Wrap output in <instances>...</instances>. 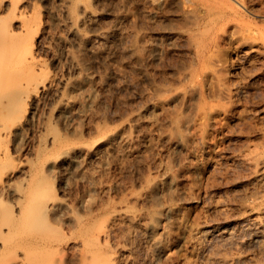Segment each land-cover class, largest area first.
Instances as JSON below:
<instances>
[{"label":"rangeland","instance_id":"rangeland-1","mask_svg":"<svg viewBox=\"0 0 264 264\" xmlns=\"http://www.w3.org/2000/svg\"><path fill=\"white\" fill-rule=\"evenodd\" d=\"M34 1L47 17L45 0ZM49 1L56 12L52 32L61 33L73 0ZM96 7L99 21L116 28L123 42L104 53L74 51L70 44L66 53L57 39L46 43L42 55L51 70L80 81L72 94L84 96L90 84L93 95L72 108L68 126L56 122V104L43 99L20 156L39 168L35 150L46 135L90 146L106 131L123 128L135 112L143 118L140 137L147 134L150 145L133 142L140 151L124 159L69 158L63 170L35 169L69 206L49 212L52 225L41 233L63 245L38 243L29 251L40 261L27 264H78L73 244L81 229L94 231L121 206L155 223L152 237L164 238L153 251L149 234L125 223L134 250L120 252L124 264L133 254L140 264L152 258L156 264H264V0H100ZM72 58L80 60V70H73ZM124 133L135 134V127ZM162 167L170 177L148 198ZM20 178L16 188L27 185ZM15 200L0 192V205L9 204L11 212L4 222L19 212ZM167 206L173 211L158 221ZM206 229L209 235L200 238ZM6 236L0 227V237ZM122 244L112 235L98 243L100 251ZM19 245H0V263L14 258Z\"/></svg>","mask_w":264,"mask_h":264},{"label":"bare ground","instance_id":"bare-ground-1","mask_svg":"<svg viewBox=\"0 0 264 264\" xmlns=\"http://www.w3.org/2000/svg\"><path fill=\"white\" fill-rule=\"evenodd\" d=\"M99 1L73 0L71 9L67 7L69 9L66 16L69 22L64 25L61 33H58L52 32L56 12L52 9L49 0L44 1L47 17L38 11V5L34 0H0V192L15 195L16 200L13 206L19 209L12 221L10 220L11 222H4L6 216L9 220L11 212L8 209L10 207L6 203L0 205L1 231L7 232L6 237H0V245L7 247L11 244L13 247L20 244L17 246L20 249L16 256L4 264H27L29 260L40 261L30 256L32 253L30 249L38 243H61L41 233L52 225L47 220L49 212L68 208L69 202L64 197L53 195L50 183L38 180L39 168L63 170L67 167L69 158L75 161L106 156L124 159L140 151L132 146L133 142H138L140 148L150 145L147 134L140 137L139 128L142 126L143 118L140 112H135L131 121L127 122L123 128L106 131L95 144L90 146L64 143L62 138L54 134L46 135L44 144H39V148L35 150L39 168H35L33 163V165L28 164L20 156L21 151L24 150L23 142L26 140L30 125L39 115L41 102L47 100L48 105L56 104L54 108L56 122L68 126L74 123L75 112L72 108L77 105L82 108L91 101L93 95L94 86L90 84L87 85L84 96L72 94L80 81L72 80L65 74L61 75L51 70L42 55L43 50L47 48L46 43L51 38L57 39L63 44L66 53L70 51L67 47L69 44L74 47V51L77 49L86 53L101 50L104 53L103 49L111 45L118 46L123 42L116 28L108 27L99 21L101 13L96 7ZM82 25H86L88 30L83 31ZM57 61L56 56L51 58L53 64L56 65ZM70 63L75 71L82 68L78 58H72ZM112 77L114 76L110 78ZM164 102L168 103L170 99ZM150 105L159 104L151 101ZM128 126L135 127L136 133L126 135L124 128ZM6 140L10 144L6 143ZM174 143L177 144L178 140H174ZM9 146L18 153L17 159L16 155L13 157L12 150L9 151ZM19 174L20 179L27 185L16 188L14 179ZM169 177L170 174L166 168L159 169L158 175L153 178L145 195L152 199L155 192L161 191V184L167 182ZM191 199L195 202L199 201L195 197ZM172 211L173 208L167 206L164 212L159 214L158 221L163 219L164 214H170ZM136 213L128 206H121L114 210L106 222L94 231L83 227L80 233L82 238L74 241L73 244V249L76 250L75 257L78 258L77 263L124 264L120 260V252L130 248L134 250L131 243L132 234L125 231V223L139 226L146 231L147 235L149 234L148 238L153 239L154 248L152 250L156 252L160 250L163 247L164 238L163 236L152 237L156 227L155 223L143 220L145 216ZM111 235L117 245L121 242L124 244L116 250L100 251L98 245L100 240ZM208 235L209 232L206 229L200 232L199 237L204 239ZM137 258L133 254L129 262L125 264H140ZM155 260L153 258L151 261L148 260L149 264H154ZM44 264L52 263L46 261Z\"/></svg>","mask_w":264,"mask_h":264}]
</instances>
